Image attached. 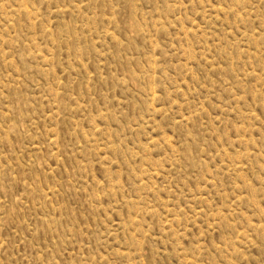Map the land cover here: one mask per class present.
Returning <instances> with one entry per match:
<instances>
[{
	"label": "rangeland",
	"instance_id": "obj_1",
	"mask_svg": "<svg viewBox=\"0 0 264 264\" xmlns=\"http://www.w3.org/2000/svg\"><path fill=\"white\" fill-rule=\"evenodd\" d=\"M0 264H264V0H0Z\"/></svg>",
	"mask_w": 264,
	"mask_h": 264
}]
</instances>
